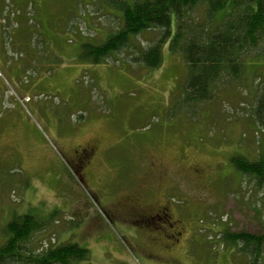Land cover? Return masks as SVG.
Masks as SVG:
<instances>
[{"label": "rangeland", "instance_id": "1", "mask_svg": "<svg viewBox=\"0 0 264 264\" xmlns=\"http://www.w3.org/2000/svg\"><path fill=\"white\" fill-rule=\"evenodd\" d=\"M108 2L0 0V244L6 223L31 212L45 224L29 247L76 242L90 251L76 264H248L218 237L263 231L264 186L230 163L264 151L262 68L186 104L173 15L156 68L133 58L160 29L98 63L80 55L121 25Z\"/></svg>", "mask_w": 264, "mask_h": 264}, {"label": "trees", "instance_id": "2", "mask_svg": "<svg viewBox=\"0 0 264 264\" xmlns=\"http://www.w3.org/2000/svg\"><path fill=\"white\" fill-rule=\"evenodd\" d=\"M107 4L120 11L121 25L99 45L83 43V58L98 63L129 47L133 36L160 29L158 39L142 47L133 58L146 67L156 68L162 62L161 49L170 35L173 15L175 31L168 49L180 55L187 67L182 101L193 105L209 100L220 80L240 79L250 65L262 68L263 83L254 107V120L264 127V0H109ZM199 10V14L191 13ZM230 163L257 186H264V151L252 159L244 154L233 155ZM44 224L31 212L14 215L3 228L0 264H76L89 259V249L72 241L32 250L30 239ZM218 238L226 248H238L248 264L263 263L264 222L261 232L224 227Z\"/></svg>", "mask_w": 264, "mask_h": 264}, {"label": "flooded vegetation", "instance_id": "3", "mask_svg": "<svg viewBox=\"0 0 264 264\" xmlns=\"http://www.w3.org/2000/svg\"><path fill=\"white\" fill-rule=\"evenodd\" d=\"M90 151V152H89ZM95 152L94 146H90L88 148H86L85 150L83 149L82 152L80 154H78L79 158H84L85 162H87V159L92 156ZM160 213L166 215L167 212L165 211V208H160L159 210L156 211L155 214L153 215H147V217H145L147 220L149 221H153L154 219H157V217H159Z\"/></svg>", "mask_w": 264, "mask_h": 264}]
</instances>
